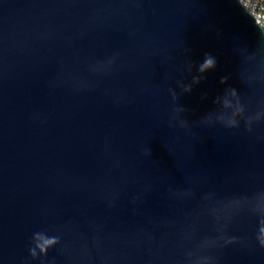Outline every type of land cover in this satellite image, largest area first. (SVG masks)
Returning <instances> with one entry per match:
<instances>
[{"label":"water","instance_id":"95a60500","mask_svg":"<svg viewBox=\"0 0 264 264\" xmlns=\"http://www.w3.org/2000/svg\"><path fill=\"white\" fill-rule=\"evenodd\" d=\"M255 24L237 0H0V264H264V120L213 103ZM37 232L59 242L33 258Z\"/></svg>","mask_w":264,"mask_h":264},{"label":"clouds","instance_id":"9594fccd","mask_svg":"<svg viewBox=\"0 0 264 264\" xmlns=\"http://www.w3.org/2000/svg\"><path fill=\"white\" fill-rule=\"evenodd\" d=\"M239 3V0H237ZM255 23V21H254ZM256 25V24H255ZM256 27L261 33L260 43L250 49L247 46L237 45L235 52L241 62V69L239 78L244 84V91L228 85L229 77H222L221 84L227 85L224 92L218 95L213 103L217 106V112L223 113L225 110H230L227 118L223 114L217 115L216 119L226 126L238 128L241 122L244 123L246 131H252L254 122L264 120V29L258 25ZM217 60L210 54H205V59L199 65V73H204L206 70L214 69ZM202 75L193 77L192 83L199 84ZM184 92H191L192 85H182ZM173 98L175 99L177 93L173 89H169ZM178 111L184 112L186 109L179 108ZM211 116V114H209ZM206 116L204 118H208ZM257 239L261 247H264V228H260ZM34 247L30 249V255L36 258L39 254L46 255L47 250L59 242L58 237H48L42 232H37L33 236ZM208 259V258H205Z\"/></svg>","mask_w":264,"mask_h":264},{"label":"built area","instance_id":"2783aa9c","mask_svg":"<svg viewBox=\"0 0 264 264\" xmlns=\"http://www.w3.org/2000/svg\"><path fill=\"white\" fill-rule=\"evenodd\" d=\"M264 29V0H239Z\"/></svg>","mask_w":264,"mask_h":264}]
</instances>
